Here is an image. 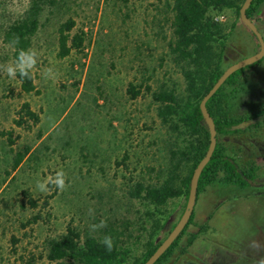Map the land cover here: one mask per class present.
Instances as JSON below:
<instances>
[{
  "label": "rangeland",
  "instance_id": "obj_1",
  "mask_svg": "<svg viewBox=\"0 0 264 264\" xmlns=\"http://www.w3.org/2000/svg\"><path fill=\"white\" fill-rule=\"evenodd\" d=\"M34 2L0 0V65L15 60L5 32L30 14ZM259 16L264 32V4ZM172 17L168 0L45 1L31 48L37 53L33 72L38 92L25 93L17 79L0 71V181L14 153L11 148L31 145L36 150L0 189V264H54L45 256L46 241L68 226L85 233L101 220H135L143 213L144 205L132 196L136 182L156 181L159 172H169L177 160L173 153L188 142L162 122L152 95L161 87L183 92L186 86L169 48ZM69 18L76 20L73 32L86 33L84 51L60 58L57 30ZM214 19L232 32L224 68L254 53L257 39L234 9L217 10ZM48 68L57 74L54 81L42 75ZM251 70L246 92L264 80V63ZM130 82L143 83L138 98L130 97ZM26 101L40 115L31 127L15 121ZM237 104L247 105L242 114H250L261 102L242 96ZM221 139L228 148L236 144L232 135ZM252 158L264 177V156ZM188 167L184 161L182 176ZM58 170L66 174L68 187L59 191L49 185V192H39L36 181ZM25 192L37 199L36 208ZM184 203L175 198L165 206L170 222L159 238L179 220ZM195 210L197 222L208 221L209 228L190 247L184 238L165 264H264V195L218 183L198 197ZM34 215L41 216L38 222L22 227ZM197 230L189 227L190 233ZM12 235L19 238L16 244Z\"/></svg>",
  "mask_w": 264,
  "mask_h": 264
},
{
  "label": "trees",
  "instance_id": "obj_2",
  "mask_svg": "<svg viewBox=\"0 0 264 264\" xmlns=\"http://www.w3.org/2000/svg\"><path fill=\"white\" fill-rule=\"evenodd\" d=\"M46 0H35L30 14L14 22L5 32L4 39L13 47L16 58L20 50H29L40 28V17ZM55 3L56 0H49ZM245 0H168L172 12V37L169 41L170 52L180 67L186 86L179 92L175 86L161 87L152 93L153 99L158 102V116L165 125L173 128L179 135L188 141L185 149L173 153V167L169 172L157 175L156 181H137L132 196L139 199L145 210L135 220L107 222L106 227L97 231L87 230L82 233L73 226L57 237L46 241V258L54 264H143L159 247L169 232L175 227L171 223L168 232L159 238L167 224L171 213L165 206L171 199L184 198L183 212L186 208L190 193L191 178L194 169L205 156L210 142V130L200 108L202 98L212 88L223 74L224 56L228 48L231 31L226 32L223 24L215 21L214 12L225 8L234 9L240 18V8ZM264 4V0H253L247 9L248 16L256 20L257 14ZM76 20L67 19L58 27V56L65 58L73 52L83 53L86 33L80 29L73 32ZM252 35L255 34L252 32ZM256 37V36H255ZM18 38V43H13ZM260 46V43L258 42ZM259 60L257 64L261 63ZM256 64L240 68L223 83V85L207 101V108L215 120L218 131V142L211 160L205 166L199 178L198 197L215 184L233 186L240 190H247L254 182L259 181L260 166L251 157L227 156V148L223 144L222 135H234L239 131L242 121L249 118V114L237 117L235 106L239 94L244 90L251 79L248 70ZM21 89L25 93L38 92L35 73L32 70L31 79L17 78ZM143 83L130 82L128 93L131 98H138L143 90ZM150 90L151 87L147 86ZM18 125L24 122L27 127L37 124L40 115L33 110L30 102L26 101L19 110ZM31 122V123H29ZM8 139L11 145L15 144L13 132L9 131ZM5 168V176L0 181L5 183L13 171L17 170L28 158L35 157L36 150L27 145L23 149L13 150ZM181 157H178V154ZM189 162L188 173L181 175L183 162ZM28 203L33 208L38 206L37 199L25 192ZM51 194L50 196H52ZM48 203V201H46ZM196 208V207H195ZM183 214V213H182ZM181 214V215H182ZM40 215H34L21 223L26 227L37 223ZM212 216L210 215L209 218ZM180 219V218H179ZM149 224V225H148ZM191 225L197 226L196 232H189ZM208 221L198 223L194 210L188 224L154 264H165L173 257L180 243L186 238L185 247H190L199 234L207 231ZM138 231V234L135 232ZM110 235L113 240V249L107 251L100 240ZM142 235H145L142 240ZM19 238L12 235V242L16 244ZM142 247V248H141ZM141 248V250H140ZM185 248V249H186Z\"/></svg>",
  "mask_w": 264,
  "mask_h": 264
},
{
  "label": "water",
  "instance_id": "obj_3",
  "mask_svg": "<svg viewBox=\"0 0 264 264\" xmlns=\"http://www.w3.org/2000/svg\"><path fill=\"white\" fill-rule=\"evenodd\" d=\"M253 0H245L240 8V17L243 23L256 35L260 43V49L252 55L244 57L225 68L223 74L219 77V79L215 82L212 88L205 94L200 103V108L203 113L204 119L208 125L210 130V138L211 142L209 148L205 154V156L200 160L196 168L194 169L191 184H190V193L188 197V201L186 204V208L181 215L180 219L176 223L175 227L169 232L168 236L163 240V242L159 245V247L155 250V252L143 263V264H154L163 254L164 252L171 246V244L177 239L180 233L188 224L197 204L198 199V186H199V178L204 170L205 166L211 160L212 155L216 149L218 142V131L216 128L215 120L211 116L208 108L207 101L214 95V93L223 85V83L228 79L230 75L234 72L248 65H252L253 63L259 61L264 57V36L262 32L259 30L257 24L248 16L247 9L251 6ZM260 118V117H259ZM258 118V119H259ZM257 119V118H256ZM256 119L252 120L255 121ZM250 121H244L236 127H244L250 124Z\"/></svg>",
  "mask_w": 264,
  "mask_h": 264
},
{
  "label": "flooded vegetation",
  "instance_id": "obj_4",
  "mask_svg": "<svg viewBox=\"0 0 264 264\" xmlns=\"http://www.w3.org/2000/svg\"><path fill=\"white\" fill-rule=\"evenodd\" d=\"M260 19H261V17L259 16V14H257L256 20H254V22L257 24L259 30L262 32V34L264 36V32L262 30V27L258 23L260 21ZM258 42L259 41L257 39V49L254 50V53L260 49ZM260 60H262V61L259 64H257L258 61L253 63L256 65H253L248 70V74H249V72L252 73L251 69H253L256 66H260L264 63V57ZM251 91H249L250 92L249 93L248 91L246 92L244 90L243 92H241L239 94L238 99L242 96H245L246 98L248 97V98H252L256 101H259V102H261V104L257 110L252 111L249 114L250 116L248 119L244 120V121H250L251 123L244 126V127H239L238 133L232 135V136H234V140L236 141V144H234V146H231V148L226 147L227 148V153H226L227 156H249V157L250 156H264V80L260 81V85L253 88ZM245 108H247V105L239 106L236 103L235 113L236 114H238V113L242 114V112H244ZM243 115H246V114H242L240 116L236 115V116L241 117ZM254 119H256V120L252 121ZM244 121H242V122H244ZM222 136H224L227 139L231 135H222ZM247 190H252L253 194H256V195L258 193H261V195H264V177L260 176L259 181L254 182L251 185V187H249Z\"/></svg>",
  "mask_w": 264,
  "mask_h": 264
},
{
  "label": "clouds",
  "instance_id": "obj_5",
  "mask_svg": "<svg viewBox=\"0 0 264 264\" xmlns=\"http://www.w3.org/2000/svg\"><path fill=\"white\" fill-rule=\"evenodd\" d=\"M13 43H18V38L13 41ZM37 65V53L34 50H20L16 56L14 62L8 63L6 65H0V71L4 72L8 78L17 79H31L32 70ZM44 79L54 81L56 79V73L52 68L46 69L42 73ZM49 185L55 186L59 191H64L68 185L66 183V174L63 170L56 171L54 176H48L43 180L36 181V189L41 193H47L50 191ZM94 210L89 209V214H93ZM106 227V221L101 220L99 224H93L90 226L92 231H97L101 228ZM100 243L103 244L107 251L111 252L113 249V240L110 235H105Z\"/></svg>",
  "mask_w": 264,
  "mask_h": 264
},
{
  "label": "built area",
  "instance_id": "obj_6",
  "mask_svg": "<svg viewBox=\"0 0 264 264\" xmlns=\"http://www.w3.org/2000/svg\"><path fill=\"white\" fill-rule=\"evenodd\" d=\"M219 18H220V19H223V18H224V15H220Z\"/></svg>",
  "mask_w": 264,
  "mask_h": 264
}]
</instances>
